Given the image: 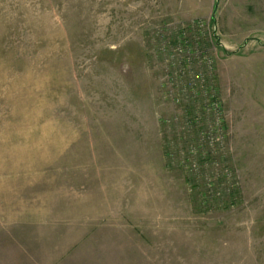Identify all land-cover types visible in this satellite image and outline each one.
Masks as SVG:
<instances>
[{"label":"rangeland","instance_id":"374dc122","mask_svg":"<svg viewBox=\"0 0 264 264\" xmlns=\"http://www.w3.org/2000/svg\"><path fill=\"white\" fill-rule=\"evenodd\" d=\"M0 264H264V0H0Z\"/></svg>","mask_w":264,"mask_h":264}]
</instances>
